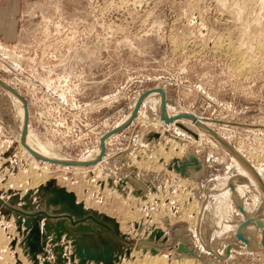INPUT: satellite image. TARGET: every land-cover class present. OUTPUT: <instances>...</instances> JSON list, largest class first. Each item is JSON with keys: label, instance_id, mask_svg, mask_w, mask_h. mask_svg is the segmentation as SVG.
I'll return each mask as SVG.
<instances>
[{"label": "rangeland", "instance_id": "rangeland-1", "mask_svg": "<svg viewBox=\"0 0 264 264\" xmlns=\"http://www.w3.org/2000/svg\"><path fill=\"white\" fill-rule=\"evenodd\" d=\"M0 78L24 94L33 132L75 158L92 153L105 133L123 123L137 96L160 87L171 107L212 119L207 126L240 146L251 164L264 172V0H0ZM16 110L0 85L3 197H10L9 189L22 196L55 179L85 206L116 218L129 247L125 260L152 253L150 235L157 227L153 218L163 231L155 238L158 251L170 258L188 252L204 255L207 261L215 257L204 244V224L192 222L195 213L191 221L178 216L192 199L210 203L214 180L239 173L226 147L205 134L202 140L200 130L181 118L177 121L197 135L177 123L166 129L165 124L152 125L161 117L149 100L142 102L128 126L106 138L99 169H58L54 164V176L39 186L26 188L28 181L22 180L17 188L8 182L28 171L32 158L23 154L15 137ZM172 137L180 140L183 153L164 157L158 151L160 146L167 150ZM191 150L201 167L190 177L176 170L175 161ZM247 192L248 202L259 206L255 188L251 185ZM177 193L185 195L182 204ZM231 205L233 216L241 219L239 207ZM134 213L128 221L127 215ZM160 215L167 219L162 221ZM0 232L6 234L0 243V264H33L19 246L14 216L6 219L0 211ZM240 240L235 233L225 234L216 248L222 252L228 243L243 244ZM232 253L242 264H258L264 258V249L260 254Z\"/></svg>", "mask_w": 264, "mask_h": 264}, {"label": "bare ground", "instance_id": "bare-ground-1", "mask_svg": "<svg viewBox=\"0 0 264 264\" xmlns=\"http://www.w3.org/2000/svg\"><path fill=\"white\" fill-rule=\"evenodd\" d=\"M220 44L221 45L223 44L222 41H221ZM230 46H231V44H230ZM238 48H237V50H238ZM238 51H240V49ZM242 52H241V54H243L242 56L247 55V54L242 53ZM245 58H246V56H245ZM245 62H248V60H246ZM153 63H154V61H153ZM5 83L7 85L12 86L11 83L8 82V81L5 82ZM2 87H3V85H2ZM12 87H14L15 89H12L11 91L8 90L5 87H3V88L11 95V97L13 98V100H14V102L16 104V108H17V110H16L17 122H16L15 137L19 141V145H20L19 147H20L21 150H23V152H24L23 154H27L28 156H30L32 158V162L30 163V167H29L28 171H26V172H22L21 171V173L17 172L18 173V175H16L17 177L15 176L16 178L13 179L12 181L10 179H8V180H10V182H8V185L5 183L7 186H12V187L16 186L17 187L19 181H21V183H22V180H25V181L27 180L28 181L27 184L25 183V181H23L26 184V186L23 184L26 188L29 187V186L37 187L41 183H43L45 180L50 178V176L53 175V172L55 171L53 169V165L54 164H57V166L59 167L58 169H60V166H63V167L76 166V168L80 169V170L86 168V166H92L93 169L99 166L101 159L104 158V156H105V152L104 153L102 152V146H101V140L100 139H99L98 146L95 145V146H97L95 148V150L92 153H90V154H88L86 156H83L81 158H75L72 155L60 150L59 147H57L52 142L43 140L45 138L41 139L36 133L33 132V128L30 126V123L27 126L26 134H25L24 139H23L22 138L23 137V132L22 131L24 129L25 119H26V115H27V111H26V103H27V101L25 100L24 94L18 88H16L15 86H12ZM61 92L63 93L62 95L65 94L63 92V90ZM61 92H60V96H61ZM138 98H139V96H137V99ZM137 99L135 100L133 109H134V107L136 105ZM162 99H163V95H162L161 91H159V89H154V90L149 91L147 93V95H145V97L143 98L142 102L145 103V102L150 100L153 108L157 112V115L160 117V114H161V111H162ZM28 110H29V108H28ZM132 112H133V110H131V113L128 114L125 117L126 119H125V121L123 123L120 124L121 126L126 124L129 120H131ZM185 112H191V111L175 109V108L171 107L168 104V102H167V114L169 116L176 115L178 113H185ZM191 113H194L196 115V117L200 121L199 123L195 122V120H193L191 118H181L179 121L189 122L190 124H192L196 128H198L200 130V133H201L200 138L202 140H203L202 137L205 134V135H207L208 137H210L212 139L213 143H216L218 145L226 147V149H228L233 154L234 160L239 165V173H237V174H235L233 176L228 175L226 177L218 178L217 180H214L212 189L208 193L209 197L210 196L214 197V199L212 201H210V203H205L204 201H202V200H200L198 198L200 200L199 204H198L195 199L194 200L192 199L191 202H189L186 205H184V207H185L184 209L185 210L181 206V208L183 209V211H182L183 213L180 214V216H178V219L180 218V220L186 219V218L190 220V217L192 216L191 215L192 211H193V213H195V216H194V219H193L192 222L200 224V221H201L202 224H204V226L202 225L203 228H201V226H200V230L201 229L203 230V233L206 236V240H207L206 243H204V244H205L206 247H208V249L210 248V250L212 252H214L215 257L212 258V260H208L207 261V259H203L204 255L203 256H198V255L195 256L194 254H191V253L188 252V253H182V254H180L178 256H174V257L170 258L167 253L157 250L156 252H152V253H143L141 256L138 255L137 257H134V259H132V260H130L131 258L127 259V260H125L126 258L125 259L123 258L124 261L122 260L123 262L121 264H223L224 261H225V264H242V263H237L238 261H237V259H235L234 255L232 253L233 250H237L239 252L240 251L249 252L251 254H254L255 252H257L256 254H260V253L263 252V249H264V227H263L264 226V172H261V170L259 169V167L257 165L251 164V162L248 160L247 156H245V153L241 150V147L239 145H238L239 147H235V146L231 145V143L228 141L229 139L224 134L221 133L222 134L221 135V134H219L218 132H216L214 130L217 133V134H215L212 131L213 129L210 128L209 126H207L206 123H208V125L214 123L212 119L206 118L205 116L197 114L196 112H193V111ZM163 124H165V127L164 126L163 127L166 129L168 127L170 128V126L175 124V123L174 122L166 123L164 120H162V119L160 120L158 118L154 119V121H152V125H154V126H158L159 127V126H161ZM111 133H115V132L114 131L110 132L108 134L109 136L107 135L105 137V140H106V138L109 139ZM105 140H104V144L106 142ZM172 141H173L172 143L169 142V143H171L170 144L171 146L170 145H169L170 147L167 146L168 147L167 150L163 146L162 147L160 146V150L158 151L159 154L164 155V157H171V156H173L172 154H174V153H177V154L180 153V151L182 149H184L182 147L186 146V144L183 143L184 145L182 144L183 146H181L182 149L179 150L180 145H181L180 144L181 143L180 140L178 139V141L180 143L177 140H175V141H177V142H175L174 138H173ZM176 144H178L177 145V147L179 146L178 148L174 147ZM6 147H7V145H6ZM176 148H177V150H175ZM30 149H32L34 152H36L43 159L40 158V157H36L30 151ZM181 153H183V152H181ZM256 156H257V154H256ZM49 159L57 160L58 162H51V161H49ZM164 160H166V158ZM40 161H43L44 164L41 165ZM102 161H103V159H102ZM69 162H71L72 164H70ZM37 165H41L40 168H38ZM97 169H99V167ZM83 171H85V170H83ZM12 175H10V176H12ZM9 178H11V177H9ZM182 180L184 181L185 179H182ZM251 185L255 188L256 196H257L258 200L260 201V204L257 207L252 206V204H250L248 202V200H247V196H248L247 188L251 187ZM0 187H1V182H0ZM13 189H15V188H13ZM108 191H109V189H108ZM114 192H115V190H114ZM104 193H106V192H104ZM112 193H113V191H112ZM193 193H195L194 190H193ZM220 193H222V195ZM174 194H176V193H174ZM174 194H173V196H174ZM162 196H164V195H162ZM177 196H174V198L177 197L176 200H178L182 204V202H184L183 196H185V195L183 194V196H182V194H178ZM151 198H153V197L151 196ZM151 198L149 196L148 200H152ZM91 200H93V199H91ZM123 201H125V200H123ZM171 201H173V199H171ZM231 201L233 203L235 202L236 205L239 207V209H240L239 213L241 212L240 214L242 216L241 219H236V217L233 216V210L231 209V208H233V205H231L232 204ZM161 202H163V200ZM105 209H106V207H105ZM120 209H121V207H120ZM124 210H126V209H124ZM234 211H235V209H234ZM168 212H170V211H168ZM136 214L137 213L128 214L127 215L128 221H129V219L135 218ZM171 214L168 213L166 215L169 218V222H173V220H175L174 217ZM157 215L158 214L156 213V217H157ZM154 216H155V214H154ZM160 216H159V218L162 217V221L167 219V218H163L165 216H161V217ZM153 219L154 220H152V221L155 224H157V227H159L158 220L156 218H153ZM246 220H248V221L246 222V225L243 227L242 231H243L245 237L248 239V241H244L243 239H241L240 242H242L243 244H237V243H234V242L228 243V244H226V248L222 252H220L216 248V241H218L221 238V236H223L225 234H229V233L237 234V230H238L239 226ZM121 224H122L121 225L122 228L125 229V226H126L125 223L122 222ZM157 227H156V229H158ZM5 238H6V234L5 233L3 234V232H0V243H2ZM9 238H10V236H9ZM227 248H229V250H230L228 253H226ZM16 249H17V246H16ZM241 253H243V252H241ZM19 254H21V253H19ZM22 256H23V253H22ZM25 264H26V262H25ZM252 264H257V263H252ZM258 264H264V258Z\"/></svg>", "mask_w": 264, "mask_h": 264}, {"label": "water", "instance_id": "water-1", "mask_svg": "<svg viewBox=\"0 0 264 264\" xmlns=\"http://www.w3.org/2000/svg\"><path fill=\"white\" fill-rule=\"evenodd\" d=\"M0 84L10 91L15 89L7 85L1 78ZM154 89H159L163 95L161 119L166 123H177L194 136L197 135L177 121L179 118H191L199 123L196 115L185 112L169 116L167 114L166 92L160 87L140 94L133 109L131 120L122 126L118 125L112 131L118 132L128 126L137 115L145 95ZM26 111L27 115L22 131L23 139L29 125L30 114L27 103ZM212 131L217 134L214 130ZM109 133L110 131L101 138L103 153L106 147L104 140ZM30 151L36 157L42 158L32 149ZM49 161L58 162L52 159ZM200 167L201 161L196 157L193 150L175 161L176 170L184 176L191 177L192 173ZM2 193L0 191V211L6 219L14 216L16 229L21 237L19 246L33 264H118L125 255H129L126 235L121 231L116 218L85 206L82 201L77 199L74 191L57 184L55 179H50L41 184L36 190L29 189L22 196L12 189L8 191L9 198L3 197ZM247 221H244L237 230V236L244 241H248L242 231ZM162 234L161 229H155L151 233L150 250L152 252L157 251L155 238L157 240ZM16 244L17 239H13L12 246L15 247ZM181 247L184 249L183 245ZM143 250H147L146 245L143 246ZM229 251L227 248L226 253Z\"/></svg>", "mask_w": 264, "mask_h": 264}, {"label": "crops", "instance_id": "crops-1", "mask_svg": "<svg viewBox=\"0 0 264 264\" xmlns=\"http://www.w3.org/2000/svg\"><path fill=\"white\" fill-rule=\"evenodd\" d=\"M12 20H13V19H12ZM13 24L15 25L14 21H13ZM14 25H13V26H14Z\"/></svg>", "mask_w": 264, "mask_h": 264}]
</instances>
